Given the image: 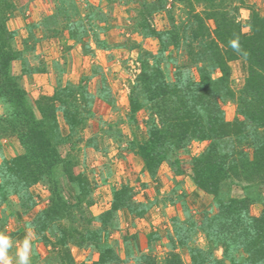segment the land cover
<instances>
[{
    "label": "trees",
    "instance_id": "1",
    "mask_svg": "<svg viewBox=\"0 0 264 264\" xmlns=\"http://www.w3.org/2000/svg\"><path fill=\"white\" fill-rule=\"evenodd\" d=\"M54 1L55 10L41 20V29L47 33L54 27V34L66 31L68 38L79 41L86 29L76 5L72 0ZM227 1L142 0L139 3L137 26L143 37L157 39L158 49L143 50L138 56L139 74L128 97L127 121L130 125L136 123L140 111L146 112L148 118L144 121V135L140 140L134 137L130 148L149 176L153 177L162 164L180 176L184 170L176 154L191 142H206L200 155L191 159L189 177L197 190L212 197L215 205V213L204 211L200 221L172 218V233L167 237L171 252L163 264H183L174 252L177 248L186 250L190 264H264V202L259 215L250 213L251 205L256 202L252 196L254 190L264 186V17L252 11L249 33L243 34L236 16L227 9ZM176 2L184 6L186 19L177 24L169 17L170 26L157 31L149 20L163 11L170 16L166 6L170 3L173 8ZM195 6H201V12H196ZM13 10L11 1L0 0V104L3 106L0 137L15 136L22 153L0 163L1 202L12 195L26 213L34 206L29 188L45 181L50 190V204L28 226L45 242H48L47 231L56 227L62 235L58 242L64 248L62 256L57 258L58 264H78L67 249L68 242L95 246L98 259L92 264H126L110 246L102 244L101 231L111 227L114 213L126 211L131 216L142 217L147 208L134 203L131 188L122 185L112 190L110 209L93 218L101 224L99 231L87 229L81 234L70 226L74 211L82 213L84 207L91 205V189L83 176L73 173L72 159L63 158L59 147L71 142L86 127L93 117L94 97L82 78L77 84L66 82L57 86L50 97L40 96L33 105L29 103L11 65L19 60L21 75L43 70H31L23 53L12 47L15 34L6 22ZM207 21L213 22L212 30ZM28 28L29 38H33L31 31L35 26ZM230 41H236L238 49ZM171 48L184 55L186 63L178 64L170 55ZM233 61L243 62L247 72L237 90L230 84L229 63ZM170 64L174 71L168 77L164 66ZM191 69L196 79L190 77ZM215 71L220 73L218 77L213 76ZM226 102L235 104L232 121L224 117L222 105ZM58 116L67 127L66 136L61 134ZM63 180L73 190L71 201L63 195L60 182ZM232 185L241 186L244 196L231 197ZM64 218L70 221L67 227L58 222ZM89 219L84 221L89 223ZM197 233L203 235L206 249L190 246ZM218 248L223 250L222 260L213 255ZM134 264L157 263L143 254Z\"/></svg>",
    "mask_w": 264,
    "mask_h": 264
},
{
    "label": "rangeland",
    "instance_id": "2",
    "mask_svg": "<svg viewBox=\"0 0 264 264\" xmlns=\"http://www.w3.org/2000/svg\"><path fill=\"white\" fill-rule=\"evenodd\" d=\"M9 1L14 4V10L6 22L7 28L15 34L12 47L23 53L31 70H43L41 74L51 73V77L42 84L39 77H33L40 73L21 75L20 61L12 63L11 71L18 76V84L26 93L29 103L33 105L40 96L50 97L57 86L66 82L77 84L82 78H85L94 97L93 117L77 137L73 138L72 143L68 141L59 147L63 158L69 156L72 159L73 173L83 176L91 189V205L84 207L82 213L74 211V220L70 226L81 234L87 229L99 231L101 224L93 218L110 209L113 189L127 185L132 190L134 203L143 204L147 211L142 217L131 216L126 211L114 213L111 227L101 231L102 244L110 246L126 264H134L143 254L151 256L157 264H163L171 252L167 237L172 233V218L200 221L204 211L215 213V205L212 197L197 190L189 177L191 159L200 155L206 142H191L186 149L176 154L184 170V174L180 176L175 175L166 164H162L153 177L149 176L143 169L140 158L130 148L129 143L134 137L140 140L144 135V121L148 118L146 112L140 111L136 114V123L130 125L127 121L128 97L139 74L138 56L143 50L155 52L158 49L157 39L143 37L136 23L142 0H72L86 29L82 36L79 35V41L68 38L66 31L54 34V27L47 33L41 29V20L55 10L54 0ZM227 2V9L236 16L243 34L249 33L252 11L264 17V0ZM169 4L166 8L170 10V16L163 11L154 14L149 20L157 31L170 26L172 21L169 17L177 24L186 19L181 3L176 2L173 8ZM31 5L32 8L29 9ZM37 8L41 10L39 13ZM201 10V6H195L196 12ZM72 18L76 21V17ZM206 23L212 30L213 22ZM30 25L35 26L31 31L33 38H29L28 34ZM41 41L47 44H40ZM169 51L178 64L186 63L184 55L177 54L172 48ZM229 67L231 87L237 90L247 77L246 65L241 61H233L229 63ZM164 71L171 77L174 67L171 64L164 66ZM189 75L196 79L194 69L189 71ZM219 75L218 71L213 73L214 77ZM46 86L47 89L43 88ZM222 110L227 121L235 118L234 103H224ZM1 114L3 106L0 104ZM58 123L62 136H66L68 130L61 116H58ZM21 153L22 149L15 136L0 137V163ZM60 182L64 187L65 199L71 201L73 190L65 180ZM29 192L34 206L26 213L19 206L16 197L7 195L6 202H1L0 199V232L11 238L12 247L8 251L11 264H18L16 252L25 238L31 242V264H58L57 258L62 256L64 248L58 242L62 235L56 227L47 231L48 242H45L28 226L38 213L49 206V186L45 181H40L32 185ZM254 192L251 195L256 202L251 205L250 213L257 216L262 209L261 202H264V186L258 187ZM244 194L239 185H232L230 188L231 197L241 198ZM89 218L91 222L84 221ZM58 222L67 227L70 221L64 218ZM66 246L75 263L92 264L98 259V249L93 245L76 246L68 242ZM190 246L206 249L203 235L197 233ZM174 252L183 264H190L185 249L177 248ZM222 254V248L213 252L217 260L223 259Z\"/></svg>",
    "mask_w": 264,
    "mask_h": 264
},
{
    "label": "clouds",
    "instance_id": "3",
    "mask_svg": "<svg viewBox=\"0 0 264 264\" xmlns=\"http://www.w3.org/2000/svg\"><path fill=\"white\" fill-rule=\"evenodd\" d=\"M230 44L234 49H238V43L236 41H230ZM11 247V238L3 232H0V264H11V258L8 255V251ZM30 248L31 242L28 238H25L20 243V247L16 252L18 264H31L29 255Z\"/></svg>",
    "mask_w": 264,
    "mask_h": 264
},
{
    "label": "crops",
    "instance_id": "4",
    "mask_svg": "<svg viewBox=\"0 0 264 264\" xmlns=\"http://www.w3.org/2000/svg\"><path fill=\"white\" fill-rule=\"evenodd\" d=\"M16 3H17V2H16ZM18 3H20V2H18ZM18 3H17V4H18ZM23 3H24V1H23L21 4H19V5L22 6ZM20 6H19V7H20ZM31 8H32V5L29 7V9H31ZM27 9H28V7H27ZM40 11H41V10L37 8V13H39ZM37 13H36V14H37ZM38 16H39V15H38ZM50 42L56 43V42H54V41H50ZM44 43L47 44V43L44 42V41H41V42H40V44H44ZM48 43H49V42H48ZM69 44H71V43H69ZM50 75H51V73H48V72H47V73H42V74L40 73V75H36V76L34 75L33 77H34V79H35V77H39L40 82H41L42 84H44V82H46L45 80H47V78H50V77H51ZM43 88L47 89V86H46V87H43ZM39 90H40V88L38 89V92H39ZM41 92H42V91H41Z\"/></svg>",
    "mask_w": 264,
    "mask_h": 264
}]
</instances>
